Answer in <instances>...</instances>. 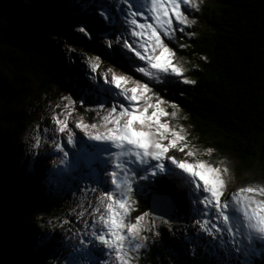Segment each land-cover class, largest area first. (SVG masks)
Wrapping results in <instances>:
<instances>
[{"label":"trees","instance_id":"1","mask_svg":"<svg viewBox=\"0 0 264 264\" xmlns=\"http://www.w3.org/2000/svg\"><path fill=\"white\" fill-rule=\"evenodd\" d=\"M186 8L188 26H176L169 34L162 31L163 44L180 57L183 68L156 73L147 66L144 53L129 46L140 19L139 0H0L2 264H45L44 258L57 250L54 242L60 241L59 232L46 242L36 238L39 225L46 226L43 217L53 216L62 203L45 189L47 158L32 161L34 166L18 154L25 145L20 130L29 126V110L39 100L38 93L53 98L61 91L70 94L75 110L89 123L102 121L93 101L100 110H125L128 105L121 88L98 76L91 79L96 62L99 69L105 66L135 84H147L155 100L177 107L200 145L213 151V162L232 155L241 162L238 177L264 180V0H196ZM79 142L83 150L78 151L85 158L78 171L90 173L93 183V171L97 172L96 187L111 189L114 179L108 182L106 174L111 165L102 152L110 151L108 137L91 134ZM168 153L190 170L186 150L171 148ZM125 165L121 171H127L134 183L136 218L151 212L154 193L171 196L176 206L172 217H161L156 231L154 226L152 241L141 250L142 264H208L202 257H188V246L181 244L176 228L181 222L173 220L186 222L196 212L188 205L193 200L186 179L177 172L144 184L148 169L129 161ZM70 185L78 187L76 182ZM239 203L248 208L245 200ZM232 213L240 210L233 207ZM151 218L158 222L152 212ZM257 237L232 230L234 243L261 251L264 240ZM103 251L99 249L101 258ZM251 264H264V255Z\"/></svg>","mask_w":264,"mask_h":264},{"label":"rangeland","instance_id":"2","mask_svg":"<svg viewBox=\"0 0 264 264\" xmlns=\"http://www.w3.org/2000/svg\"><path fill=\"white\" fill-rule=\"evenodd\" d=\"M144 1L149 4L142 5V17L148 20L137 25L139 39L135 44L142 47L145 56L150 55L147 66L156 73L182 70L184 63L163 44L161 30L169 34L176 26H188L191 20L186 7L196 0ZM97 66V62L93 64L91 79L98 76L121 88L122 96L131 104L130 109L100 110L101 105L93 101L91 104L99 108L102 121L89 123L75 110L76 103L70 94L61 91L53 98L39 92V100L29 110V126L20 130L19 138H23L25 145L19 147V158L24 159L26 155L28 164L47 158L48 169L43 174L47 182L45 189L55 202H62L53 216L43 217L46 226L40 224L39 236L36 235L39 241L46 242L49 236L53 237L52 233L60 234V241L53 245L57 250L44 258L45 264H142L141 255L145 253L141 250L152 241L154 226L156 231L161 217L155 222L149 212L136 218L131 194L134 183L125 170H122L124 179L118 177L123 175L125 160H141L139 156H145L156 167L152 172L143 173L142 181L152 184L153 173L169 174L171 148L186 150L188 154L190 170L181 177L189 184L187 188L192 189L189 198L193 202L188 205L193 210L195 207L196 212L192 210L194 214L186 222L173 218L181 222L176 228L181 244L188 246V257H202L208 264H240L243 258L246 264H251L258 255L263 257L264 248L254 251L243 243H234L232 230L239 224L251 227L248 233L254 229L264 240V180L238 177L241 162L232 155L213 162V151L200 145L193 127L177 107L155 100L147 84H135L127 76ZM104 75L107 76L103 78ZM80 102L89 104L84 98ZM105 131L110 133L112 144L110 151H102L107 156L105 161L111 165L106 173L108 182L114 178L110 190L96 187L97 172L93 171V183L89 180L90 173L78 171L85 158L78 151L83 150L79 138ZM172 167L175 169L176 165ZM116 168L117 175L112 177L110 174ZM74 182L77 188L71 187ZM240 200L247 202L248 214L247 211L237 216L231 214L234 204L236 210L240 208ZM99 249L104 250L102 258L98 255Z\"/></svg>","mask_w":264,"mask_h":264},{"label":"water","instance_id":"3","mask_svg":"<svg viewBox=\"0 0 264 264\" xmlns=\"http://www.w3.org/2000/svg\"><path fill=\"white\" fill-rule=\"evenodd\" d=\"M168 201L164 203L163 201ZM176 206L174 200L168 195H155L151 203V212L154 219L163 216H172L175 213ZM4 253V241L0 236V264H2V255Z\"/></svg>","mask_w":264,"mask_h":264},{"label":"bare ground","instance_id":"4","mask_svg":"<svg viewBox=\"0 0 264 264\" xmlns=\"http://www.w3.org/2000/svg\"><path fill=\"white\" fill-rule=\"evenodd\" d=\"M156 82V81H155Z\"/></svg>","mask_w":264,"mask_h":264}]
</instances>
